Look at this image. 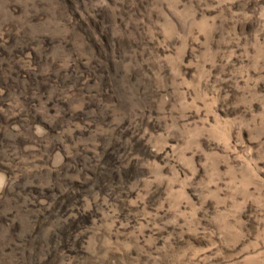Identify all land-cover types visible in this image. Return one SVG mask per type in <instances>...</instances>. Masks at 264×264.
<instances>
[{"label":"rangeland","instance_id":"374dc122","mask_svg":"<svg viewBox=\"0 0 264 264\" xmlns=\"http://www.w3.org/2000/svg\"><path fill=\"white\" fill-rule=\"evenodd\" d=\"M0 264H264V0H0Z\"/></svg>","mask_w":264,"mask_h":264}]
</instances>
